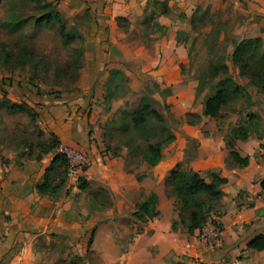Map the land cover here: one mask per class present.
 I'll return each mask as SVG.
<instances>
[{
	"label": "crops",
	"instance_id": "0c3cea01",
	"mask_svg": "<svg viewBox=\"0 0 264 264\" xmlns=\"http://www.w3.org/2000/svg\"><path fill=\"white\" fill-rule=\"evenodd\" d=\"M110 1V8L106 11ZM149 1L98 0L95 71L99 77L107 70L121 71L129 81L127 90L135 92L139 89L142 92L151 84L159 85L161 90L170 89L175 100L171 114L178 122L173 127L175 139L164 149L159 164L150 166L145 163L147 173L139 182L141 199L138 204L156 195L157 216L143 223V234L130 245L128 253L118 259L101 253L100 259L104 264H264V251L247 247L254 237L264 235V192L261 188L264 161L257 156L264 137L263 140L250 137L247 141L236 142L235 150L242 158H249V167H237L231 158V149L220 146L228 133L222 132L218 123L205 115V103L211 95L207 90H201L200 80L193 77L194 73H189V68L181 69V64L189 61V45H178L175 38L179 32L199 35L193 28L198 20L203 26L202 32H207L210 27L216 30L229 26L232 41L226 65L232 70L230 54L235 43L260 38L264 47V0H231L228 4L218 3L219 0H169L170 6L179 8L183 16H176L172 11L157 16V22L165 26L167 37L171 36L173 42H169L170 46L163 48V44L157 41L149 54L141 51L129 53L126 41L138 19L145 20ZM157 1L164 6L167 0ZM198 10L201 15L207 11L203 20L197 14ZM118 19L124 21L130 35L125 28L118 26ZM195 37H192L191 44ZM104 43L109 48H105ZM90 66L89 55L84 71ZM232 78L247 87L252 102L257 100V95L264 98L257 87L250 86L248 80L240 77L237 68ZM39 98L45 104L43 114L49 116L53 124H57V114L67 115L69 128L54 134L61 139V145L82 151L86 163L92 166L90 170H80L75 177L68 178L64 192L53 198L39 195L35 185L43 181L45 170L55 157L54 152L45 156L40 164L25 154L26 151L19 155L17 148L0 152L1 158H5L0 162V264H67L69 240L75 241L79 237L80 243H73L77 249H82L88 229L82 221L87 211L74 199L80 193L78 180L80 177L91 180L89 175L96 173L98 179L94 180L112 194L116 188L109 177L122 169L119 162H104L90 136L85 109L80 107L81 98ZM24 99L30 101L29 96ZM102 145V140L98 141L100 148ZM112 164L118 167L114 169ZM178 167L192 169L207 183L213 182V175L227 180L222 186L219 213L213 215V220L221 225V246L204 243L198 238L199 229L190 235L187 226L180 223L174 201L165 194V179ZM175 223H178L176 228L173 227ZM101 227L109 232L108 247L111 243L114 247L110 249L119 252L121 247L115 245V226L103 224Z\"/></svg>",
	"mask_w": 264,
	"mask_h": 264
},
{
	"label": "rangeland",
	"instance_id": "374dc122",
	"mask_svg": "<svg viewBox=\"0 0 264 264\" xmlns=\"http://www.w3.org/2000/svg\"><path fill=\"white\" fill-rule=\"evenodd\" d=\"M48 2L53 6V11L50 12L52 20L36 24L35 19L43 15L36 0H0V44H7L13 51L19 45L29 44L58 65H64L80 50L83 53L80 80L72 90L63 91L47 86L45 80L36 78L30 69L9 73L5 68L0 67V152L4 153L11 149L14 151L17 148L18 154L21 155L26 151L21 144L22 140L28 135H36L37 132L43 131L45 137L51 139L52 134L61 131L63 133L69 128L67 115L57 114L55 116L57 124H53L52 119L43 114L42 107L45 104L39 97L53 100L82 99L80 107L85 109L90 136L99 148L104 162H119L122 169L113 172L109 177V181L116 188L112 194L107 190L112 199L110 207H105L106 200L97 202L94 199L95 193L102 188L98 185L99 181L94 180L98 179L96 173L89 175L91 180L85 177L77 179L78 186L86 181L91 189L88 193L79 190L80 193L74 197L78 206L87 211L84 215L85 220L82 221L83 226L87 225L88 229L83 237L82 249H77L73 243H80L79 237L75 241L69 240L67 264H104L100 259L101 253L113 259L121 258L129 252L130 245L135 243V239L143 234V218L139 220L134 217L140 205L138 201L141 199L139 182L147 173L143 160L151 145L162 143L166 148L171 144L173 127L178 123L171 114V106L174 105L175 100L171 96L170 89L161 90L157 84L148 85L142 92H139L140 89L136 92L127 90L129 81L119 70H107L106 74L99 77L95 71L97 69L95 42L99 31L98 0H48ZM169 2L167 0L163 6L157 0H150L145 20L138 19L131 35L128 33L129 28L125 29L130 35L126 41L129 53L141 51L143 54H149L157 41L163 44V48L170 46L169 42H173L171 36L167 37L165 26L157 22V16L161 12L171 11L176 16H183L179 8L170 6ZM225 2L228 4L231 0H219L218 3ZM110 5L111 1L106 6V11L109 10ZM86 13H88L87 17H85ZM197 14L201 15V10H198ZM63 22L67 24V30L74 39L67 41L62 36ZM199 22L201 23L198 20L193 27L194 32L199 35L195 37L179 32L175 38L178 45H189V61L181 64L182 71L189 68V73H194L193 77L200 80L201 90H207L213 95L218 84V80L214 78L217 74H213V68L226 64L229 60L232 41L229 37L230 27L216 30L210 27L207 32H202L203 26L199 25ZM192 37L195 39L191 44ZM103 45L109 48L107 43ZM89 55L91 66L89 70L86 68L85 72V62ZM103 71H106V68ZM233 72L235 68L233 67L232 70L229 68L231 77ZM25 96H29L30 101L25 100ZM143 99L148 100L153 109H158L163 114L167 124L161 125L154 118H150L143 130L133 129L131 118L143 103ZM256 99L252 102L249 96L237 105L234 114L229 118L220 123L216 121L221 131L228 133L224 139L225 146L234 135L241 137V132H245L248 139L253 137L263 140L264 98L257 95ZM14 105L20 108H13ZM56 137L61 144V139ZM100 140L103 142L102 151L98 146ZM108 145L111 146L110 151L107 150ZM128 150L132 151V155L128 154ZM263 150L264 143H261L257 154L261 161H264ZM1 157L0 154V162L5 161V158ZM254 165L256 166L253 161L252 166ZM91 166L86 163L82 168L90 170ZM112 167L115 169L118 165L112 164ZM214 209L213 215H217L219 210L216 206ZM103 224L115 226V245L121 247L119 252L111 250L114 245L110 242L108 247L109 232L103 230L101 227ZM201 234L202 231L198 236L199 239Z\"/></svg>",
	"mask_w": 264,
	"mask_h": 264
},
{
	"label": "trees",
	"instance_id": "16d2710c",
	"mask_svg": "<svg viewBox=\"0 0 264 264\" xmlns=\"http://www.w3.org/2000/svg\"><path fill=\"white\" fill-rule=\"evenodd\" d=\"M36 2L41 7L43 15L36 18L35 23L51 21L50 12L53 11L51 3L48 0H36ZM206 15L207 11L203 12L200 19L203 20ZM87 16L88 13L85 14V17ZM117 24L120 28L127 29V25L122 19H118ZM61 29L65 40L74 39L68 32L65 22L62 23ZM82 56L83 53L79 50L64 65H58L29 44L19 45L15 51L11 50L5 43L0 44V67L5 68L9 73L30 69L36 78H43L47 86L63 91H70L78 84L80 71L83 68ZM230 57L232 66L239 70L240 77L248 80L250 86L257 87L264 94V50L261 39H243L235 43ZM213 74H217L214 78L218 80V84L215 93L206 100L205 115L220 123L234 114L237 105L249 98V93L246 86H242L233 80L226 64L214 67ZM13 108H20V106L14 105ZM150 118H154L161 125L167 124V119L163 114L158 109H153L148 100L143 99V103L131 118L133 129L135 131L143 130ZM51 136V139H47L44 132L39 131L36 135L25 137L21 144L26 148L25 154H28L38 164L42 162L45 156L55 153L50 166L45 170L43 181L36 184L35 187L41 196L58 198L67 186L69 162L64 155L56 152L60 142L55 135L52 134ZM172 136L173 142L175 137ZM247 139L248 135L241 132V137L234 135L230 141L226 142V147L231 149L233 162L240 169L249 166V158H242L235 150V145L238 140L246 141ZM222 145L224 146V140L221 141L220 146L222 147ZM164 149L165 146L162 143L151 145L145 154L143 163L156 166L163 159ZM107 150H111L110 145L107 146ZM128 154L132 155V151L128 150ZM226 182V179L213 175V182L207 183L199 173L185 167H178L165 179V194L168 199L174 201L180 223L187 226L190 235H193L196 229L201 232L205 225L213 220L214 207L216 206L218 209L223 197L222 186ZM261 188L264 192V179L261 182ZM79 190L88 193L91 189L85 181L79 184ZM94 199L97 202L106 200L105 207L112 206L110 194L104 188L95 193ZM157 202V196L151 195L137 207L134 217L139 220L143 218V223L148 219L155 218L157 216ZM177 225L178 223H175L173 227L176 228ZM247 247L254 251L263 252L264 235L254 237Z\"/></svg>",
	"mask_w": 264,
	"mask_h": 264
},
{
	"label": "built area",
	"instance_id": "2783aa9c",
	"mask_svg": "<svg viewBox=\"0 0 264 264\" xmlns=\"http://www.w3.org/2000/svg\"><path fill=\"white\" fill-rule=\"evenodd\" d=\"M56 152L64 155L68 159V178L75 177L80 170H83L82 167L86 164L87 159L82 151L60 144L56 149ZM212 221L213 222H208L202 229L201 241H203L204 243H213V245L215 246H221L223 243V233L221 225L216 220Z\"/></svg>",
	"mask_w": 264,
	"mask_h": 264
}]
</instances>
